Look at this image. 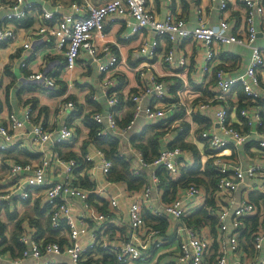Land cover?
Listing matches in <instances>:
<instances>
[{"label":"clouds","instance_id":"1","mask_svg":"<svg viewBox=\"0 0 264 264\" xmlns=\"http://www.w3.org/2000/svg\"><path fill=\"white\" fill-rule=\"evenodd\" d=\"M0 264H264V0H0Z\"/></svg>","mask_w":264,"mask_h":264},{"label":"built area","instance_id":"2","mask_svg":"<svg viewBox=\"0 0 264 264\" xmlns=\"http://www.w3.org/2000/svg\"><path fill=\"white\" fill-rule=\"evenodd\" d=\"M88 39H90V37H85V40L87 41Z\"/></svg>","mask_w":264,"mask_h":264},{"label":"crops","instance_id":"3","mask_svg":"<svg viewBox=\"0 0 264 264\" xmlns=\"http://www.w3.org/2000/svg\"><path fill=\"white\" fill-rule=\"evenodd\" d=\"M226 154V153H225Z\"/></svg>","mask_w":264,"mask_h":264}]
</instances>
